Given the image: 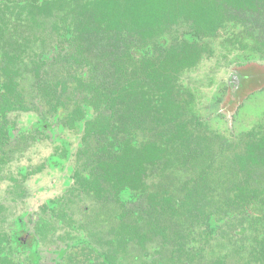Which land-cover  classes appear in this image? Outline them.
<instances>
[{"label": "trees", "instance_id": "1", "mask_svg": "<svg viewBox=\"0 0 264 264\" xmlns=\"http://www.w3.org/2000/svg\"><path fill=\"white\" fill-rule=\"evenodd\" d=\"M226 4L242 1L0 0V169L27 134L56 144L51 168L70 156L65 131L80 137L67 198L42 205L29 246L17 238L21 220L0 230V264H22L29 248L38 264L33 242L57 226L65 246L53 264H264V119L223 135L203 119L197 84L181 79L216 39L249 48ZM24 56L32 97L17 80ZM17 112L36 118L18 127ZM155 167L174 180L156 182ZM40 170L19 167L10 179L19 187ZM76 200H90L87 216L100 224L71 218ZM211 242L219 254L205 262Z\"/></svg>", "mask_w": 264, "mask_h": 264}, {"label": "rangeland", "instance_id": "2", "mask_svg": "<svg viewBox=\"0 0 264 264\" xmlns=\"http://www.w3.org/2000/svg\"><path fill=\"white\" fill-rule=\"evenodd\" d=\"M237 15H239L240 18H245L244 14L242 13H238ZM252 19L255 23L253 25V29H260V18L253 16ZM244 20H248V17H246ZM249 21L251 22V20ZM181 26L182 29L184 26ZM185 28H187V25H185ZM49 32L51 31H48L47 33ZM178 32H180V30ZM49 39L50 37L46 39V43H49ZM220 45L221 39L214 40V42H212V50L214 51L213 55L208 57L209 59L203 58L195 71H188L181 77L184 83H188L191 87H193V85L190 82H192L194 85L197 84L201 92L202 107L206 108V111H209V103L211 102L212 94L216 92V89L218 88L217 85H219L221 82L223 84L230 73L229 67L231 65L226 64L228 58H232V54L237 53L236 50L231 51V47L225 49L224 46L220 47ZM23 59L25 62L24 60L21 62L22 68L17 80L19 82V87L23 90L25 95L28 97L31 95L30 97H32L35 79L32 75V72L30 71L31 66L26 60L27 58L24 56ZM257 96L250 99L248 103L242 107V112L244 114H247L248 112L257 113L260 107V103L257 102ZM261 105H263V103ZM259 117V115L256 117L250 116V118L245 116V119H241V122H239L240 117H237V122L239 123L238 127L237 125L236 127L238 128L237 130H239V133L242 132V129L250 128L252 125H254V122L257 121ZM35 118L36 115H33L32 112H17L10 115V120H13L18 127L29 125L30 120H35ZM219 119L221 122L219 124H222V128H227L224 119L222 117ZM222 133L228 134V132L225 130ZM36 136L34 134H27L26 138L20 141L15 140L8 147L7 153L9 156V163L2 166L0 169V230L8 231L15 227L16 221L21 220L22 223H24L26 229L31 232L34 229V221H37L39 215L44 214L41 207L46 202V200L59 197L67 198L66 195L68 194V190L70 188V185H68L67 181L70 182L71 177V172L68 170V168L74 166L75 164L76 158L74 154L80 142V137L79 135L72 133L70 130L65 131L64 136L69 141L70 156L68 159H66L64 164H61L55 168H51L47 164V158L49 155L55 152L56 144L54 145V143L51 142V139L47 136ZM40 165H42V170L29 175L24 180H21L19 187L15 186L13 181L10 179L20 178V175L17 173L19 167H27L29 169L35 170ZM158 168L159 167H155L154 170L151 168L152 179L162 184L167 183L170 180H174L172 171H168V178L170 180L166 181V177H164L163 173L159 174V171L156 170ZM177 173H179V177H182V172ZM165 175H167V173H165ZM85 205H91V201L86 200L81 202L76 200L75 210L71 218L75 219L76 221L82 220L85 224H87V222L93 225L94 223L100 224L98 216L93 212L87 216V211L91 208H87ZM140 205L141 203L136 204V208ZM62 232L63 231L61 228H58L57 226L55 232L47 235L45 242H42L39 245V248L42 251L41 256L43 259V264L50 262V257L56 255L57 248L59 247L60 243H63L59 239V236ZM159 244V239L156 238L154 241L147 244V251H154L157 247H159ZM216 247V244L213 243V245H210L208 249H205L204 256L206 258H204L203 261H210L207 258L209 255L214 254L213 250H215ZM215 254L218 255L219 253L217 252ZM153 255H155V253H153ZM24 256L25 254H22L21 257ZM213 256L209 258H214ZM153 257L154 256H151V259ZM229 261L230 260H228V262ZM199 262L202 261H196L195 264H201Z\"/></svg>", "mask_w": 264, "mask_h": 264}, {"label": "flooded vegetation", "instance_id": "3", "mask_svg": "<svg viewBox=\"0 0 264 264\" xmlns=\"http://www.w3.org/2000/svg\"><path fill=\"white\" fill-rule=\"evenodd\" d=\"M241 1V7L228 6V4H226V6L229 10V14H233L237 17L240 29L246 30L249 40V48L247 50H238L237 48H232L231 51L236 50L237 53L232 54V58H228V61L226 63L228 65H231L229 67L230 73L223 84L221 82L219 83V85H217L218 88L216 89V92L212 94V99L209 103V111H206V108H203L202 112V117L204 120L208 121L209 124L214 128L219 129L221 133L224 130L227 131L228 134L222 133L223 135L225 134L227 136L240 135L246 130L251 129L253 126H256L260 120L264 119V0ZM238 13L244 14L245 18L248 17V20H244V17L240 18L239 15H237ZM253 16H257L258 18H260V29H253V25L255 24L252 19ZM249 20H251V22ZM256 96L257 102L260 103V107L257 113L248 112L247 114H244L242 112V107L246 103H248L250 99ZM262 103L263 105H261ZM258 115L260 117L259 119H257V121L254 122V125H252L250 128L242 129V132L239 133L237 127L238 123L241 122V119H245V116H248L250 118V116L256 117ZM220 117H222L226 122L227 128L224 129L222 128V124H219L221 123L219 119ZM237 117H240L239 122H237ZM34 222L36 224V220ZM22 224L24 225V223ZM58 228H61V226H58ZM34 230L35 228L31 232H29L24 225V230L21 231V233L17 237L18 241L22 242L24 245L29 246L31 238L35 236ZM61 230L63 231L61 235H63L64 229L61 228ZM54 232H51V234ZM45 239L46 238H44V240H38L35 243L33 242V245H35L34 248L37 247V250L40 251V255L42 251L39 248V245L42 242H45ZM62 242L63 243H60L59 247L57 248L56 255L51 256V261L44 264H53L54 261L58 259L60 248L65 246V240ZM213 243L214 242H211L210 244L206 245L205 249H208L210 245H213ZM77 249L78 248H76V250ZM29 252L30 248L28 250L25 249L21 253H18L20 254V258L17 259L19 261L22 260V264H35L28 259L27 253ZM78 252L81 253L80 250H78ZM217 252L218 251L216 249L213 250V253ZM22 254H25V256L21 257ZM38 264H43L42 256L39 257Z\"/></svg>", "mask_w": 264, "mask_h": 264}]
</instances>
